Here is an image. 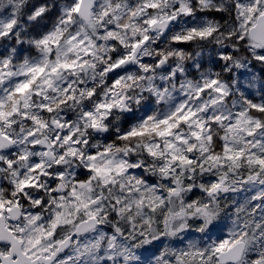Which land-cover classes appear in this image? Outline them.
<instances>
[{"label":"clouds","instance_id":"clouds-1","mask_svg":"<svg viewBox=\"0 0 264 264\" xmlns=\"http://www.w3.org/2000/svg\"><path fill=\"white\" fill-rule=\"evenodd\" d=\"M0 264H264V0H0Z\"/></svg>","mask_w":264,"mask_h":264}]
</instances>
